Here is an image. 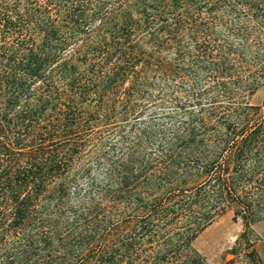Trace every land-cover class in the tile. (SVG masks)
<instances>
[{"label": "trees", "instance_id": "1", "mask_svg": "<svg viewBox=\"0 0 264 264\" xmlns=\"http://www.w3.org/2000/svg\"><path fill=\"white\" fill-rule=\"evenodd\" d=\"M254 1L0 0V264H207L229 212L262 264Z\"/></svg>", "mask_w": 264, "mask_h": 264}, {"label": "rangeland", "instance_id": "2", "mask_svg": "<svg viewBox=\"0 0 264 264\" xmlns=\"http://www.w3.org/2000/svg\"><path fill=\"white\" fill-rule=\"evenodd\" d=\"M259 3L258 1L250 2V5ZM263 10L259 12V16L256 17V11H252V21L250 24L255 26L253 35H251L249 48V54L254 61V68L252 73L254 77L260 75L261 83H264V2H262ZM261 22V23H258ZM263 22V23H262ZM260 42V43H259ZM259 43V44H258ZM259 71V72H258ZM235 98H239L241 89L234 87ZM250 98V104L262 108V114L264 115V85H261L255 94ZM168 106L159 105L153 110H147L144 112L138 122H134L132 126L126 128L125 133L132 141L137 137L136 131L146 126L157 127L163 122L161 116L164 114L165 109H169ZM132 127V128H131ZM136 127V128H134ZM122 146L119 145L118 148ZM153 150L155 144L148 145ZM130 148V147H126ZM117 153L119 152L116 151ZM120 154V153H119ZM152 172V171H151ZM150 172V173H151ZM244 230V225L241 219H234L233 213L229 212L218 218V220L211 226L206 228L193 242L194 249L206 260L207 264H252L251 258L247 255L249 249L243 244L236 252L233 253V249L236 245L237 239L240 237ZM253 242L256 248L257 256L260 262L264 264V220L256 223L253 227Z\"/></svg>", "mask_w": 264, "mask_h": 264}]
</instances>
